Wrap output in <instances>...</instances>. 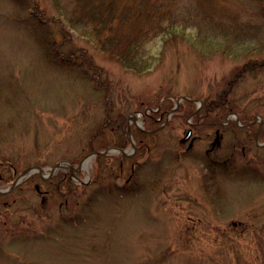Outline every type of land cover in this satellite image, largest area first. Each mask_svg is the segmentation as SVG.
Wrapping results in <instances>:
<instances>
[{
  "label": "rangeland",
  "instance_id": "374dc122",
  "mask_svg": "<svg viewBox=\"0 0 264 264\" xmlns=\"http://www.w3.org/2000/svg\"><path fill=\"white\" fill-rule=\"evenodd\" d=\"M77 4L0 0V188L31 166L76 167L34 172L0 197V264H264V68L240 80L225 115L195 121L184 99L170 114L182 96H214L245 55H200L161 33L148 42L160 61L137 73L65 21ZM198 7L230 31L248 24L264 36L254 0ZM62 41L80 61L86 47L93 66L55 64L66 63ZM155 103L172 109L149 122ZM93 151L106 152L80 166ZM138 167L142 189L107 191Z\"/></svg>",
  "mask_w": 264,
  "mask_h": 264
},
{
  "label": "trees",
  "instance_id": "16d2710c",
  "mask_svg": "<svg viewBox=\"0 0 264 264\" xmlns=\"http://www.w3.org/2000/svg\"><path fill=\"white\" fill-rule=\"evenodd\" d=\"M77 1L78 6H74L75 9H66L65 7V21L67 15V21L71 27L77 28V30L87 28L84 34L92 41L96 49L104 52L126 69L137 73L148 71L155 63L160 61L162 54L152 52L148 47V42L161 33L165 35V41L180 38L187 39L191 49L200 55L210 56L221 53L234 58H241L243 54L245 55L243 58H246V60L232 71L223 87L214 96L203 98V104L200 108L196 110L195 103L192 100L184 99L190 110L188 114H192L195 121L218 113L225 115L226 109L229 107L230 95L240 80L247 72L264 68V57L256 55L258 51L264 52V36L257 39L259 30L248 24L230 31L229 26L224 27L215 22L211 13H202L204 10H200L198 6H213V0H194L190 2L182 0ZM254 2L256 6H259L260 12L264 14V0H254ZM181 6L196 7L191 9L192 12H186ZM61 33L65 40L70 39V32L64 26L61 27ZM262 39V42H258ZM62 45L63 41L60 43V52L56 50L55 43L52 44V47H55V52L60 53L59 58L66 60V63L56 60L55 64L59 66L66 64L70 65L69 67L80 69H84L82 66L85 62L91 63L93 66L92 55L87 53L86 47L82 49L81 56L84 57L80 61L74 54L76 53L75 49H71L68 54H63L62 52L65 51L62 50ZM48 54L49 52L46 51V55ZM151 107L150 113L146 114V119L149 122L156 120L162 113L166 114L172 109L170 104L160 106L155 103ZM217 123L218 121H210V124ZM236 126L240 128L238 123ZM158 128L156 127L152 131ZM98 157H103V153H98ZM213 162L214 164L217 163ZM226 163L227 161L219 162L220 165L227 167ZM139 167L135 168L133 175L125 184H111L108 186L107 191L110 193L117 191L119 195L130 196L142 189L143 181L139 175ZM224 170L227 173L233 172L229 168H224ZM213 172L214 169L211 168L210 175L205 177L212 179ZM59 176V185H61L62 182L67 180V173H59ZM118 177L117 175L116 179ZM2 196H5L4 193H0V197ZM91 199L87 200L88 205L91 203Z\"/></svg>",
  "mask_w": 264,
  "mask_h": 264
},
{
  "label": "water",
  "instance_id": "95a60500",
  "mask_svg": "<svg viewBox=\"0 0 264 264\" xmlns=\"http://www.w3.org/2000/svg\"><path fill=\"white\" fill-rule=\"evenodd\" d=\"M183 99H190L192 101H196V102H198L199 106L202 104V100L201 99H194V98H190L188 96H182V97H180L178 99L175 107L172 109V111L170 112V114L172 112H174L178 108L181 100H183ZM133 119H135V118L133 117ZM127 132H128V134L130 136L129 138L132 140V135H130V133H131L130 122L128 123V126H127ZM190 134H191V131L188 132L187 136L184 139L188 138ZM121 151L124 152V153H127V151L125 149H121ZM97 153H98V151H93L91 154H88L87 156H85L82 159L80 166H82L83 162H85V161L89 162V160L91 159V157L94 154H97ZM87 165H88V163H87ZM65 166L69 167L72 172H73V169H76V167L72 166L69 163L61 162V163H57L55 166H53L51 168V171L49 172L48 175H44V169H46V168H44L42 166H38V165L37 166L28 167V168H26L25 170H23L22 172L19 173V175L17 176V178H15V180L12 182V184L10 186H8L6 188H0V193H6V192L11 191L16 185H18L20 182H22L24 180V178H26L28 175H30V174H32L34 172H40L43 177H46L47 178V177H50V176L54 175L55 172L57 171V169H59L61 167H65Z\"/></svg>",
  "mask_w": 264,
  "mask_h": 264
},
{
  "label": "bare ground",
  "instance_id": "6f19581e",
  "mask_svg": "<svg viewBox=\"0 0 264 264\" xmlns=\"http://www.w3.org/2000/svg\"><path fill=\"white\" fill-rule=\"evenodd\" d=\"M87 163H88L87 161L83 162L82 166L83 167H86L87 166Z\"/></svg>",
  "mask_w": 264,
  "mask_h": 264
}]
</instances>
